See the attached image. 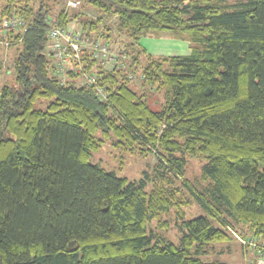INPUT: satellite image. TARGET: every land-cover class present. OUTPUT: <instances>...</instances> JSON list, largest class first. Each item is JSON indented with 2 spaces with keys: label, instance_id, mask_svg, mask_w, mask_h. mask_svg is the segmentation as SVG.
I'll use <instances>...</instances> for the list:
<instances>
[{
  "label": "trees",
  "instance_id": "obj_1",
  "mask_svg": "<svg viewBox=\"0 0 264 264\" xmlns=\"http://www.w3.org/2000/svg\"><path fill=\"white\" fill-rule=\"evenodd\" d=\"M56 1L0 0V16L27 27L1 36L23 37L6 51L18 49L14 83L0 87V264H226L201 257L234 236L248 264H264V0H85L139 50L81 86L51 73L48 30L77 17L106 36L70 6L52 17ZM161 33L189 52L141 65L142 38ZM138 71L162 101L131 87ZM106 141L152 155L157 174L129 180L89 163ZM188 159L206 161L191 182ZM192 203L204 214L186 218ZM172 214L177 244L164 233Z\"/></svg>",
  "mask_w": 264,
  "mask_h": 264
},
{
  "label": "rangeland",
  "instance_id": "obj_2",
  "mask_svg": "<svg viewBox=\"0 0 264 264\" xmlns=\"http://www.w3.org/2000/svg\"><path fill=\"white\" fill-rule=\"evenodd\" d=\"M38 0H35V2ZM70 1L72 4L70 5V9L67 11L71 16L74 14H82L90 17L91 19L100 18V22L98 25V33H102L106 36V42L108 43V47L113 50H118L121 48H127L129 54L135 55L139 50L138 47L130 48L128 43V37L126 33L119 28L118 19L116 16L108 17L100 13L96 8L88 5L85 0H57L54 2L53 10L51 12V16L54 17L55 14L62 9H66L67 2ZM52 1L49 3L51 4ZM69 3V2H68ZM75 3V4H73ZM53 14V15H52ZM50 17V18H52ZM68 27L70 28H78L79 20L77 17H70ZM47 44V43H46ZM141 48H145L146 54H142L140 56V64L143 65L147 61L148 54H152L154 56L159 55H171V54H185L189 52V45L187 42L174 40L169 34L161 33L156 36L154 34H148L144 36L141 40L140 44ZM13 49V48H11ZM47 48L45 49V51ZM18 52V49L16 50ZM15 50H11L7 55L6 52L3 51V48L0 47V75L4 76V83L13 84L14 83V73L12 72V62L11 60L16 55ZM47 53V52H46ZM110 55H115L113 51H110ZM97 63L94 61L92 67H97ZM100 70V69H99ZM137 75H133L130 78L131 87L140 94H153L151 90L142 85V77L140 75V71ZM63 82H67L66 79ZM158 100L162 101L161 94H153ZM89 163L97 164L106 170L113 171L117 176L126 177L129 180H137L143 175V171H147L152 178L156 175L155 170V158L151 156H140L138 154H130L128 152L119 151L114 149L110 145V141L103 142L101 147L94 151L90 158ZM206 163L205 160L200 159H188L184 176L189 179V182L193 180V178L199 174L201 167ZM168 175V174H166ZM179 184V183H177ZM152 184H148L147 191L151 188ZM185 195L187 196L185 191ZM184 211L186 212V218H190L197 215H203V210L198 207L195 203L191 205L184 206ZM170 220V226L167 230H165V234L167 237L174 243L179 242L180 232L175 227L174 223L171 221V218L174 219V214L169 217L162 216V219ZM156 225V220L148 223V229L154 228ZM207 253L203 255V259L208 260H218L221 262H225L226 264H248L247 259H249V255H244L242 251V243L238 238L234 236L229 242H219L210 244L206 247ZM245 257L247 259H245ZM253 259L252 256H250Z\"/></svg>",
  "mask_w": 264,
  "mask_h": 264
},
{
  "label": "built area",
  "instance_id": "obj_3",
  "mask_svg": "<svg viewBox=\"0 0 264 264\" xmlns=\"http://www.w3.org/2000/svg\"><path fill=\"white\" fill-rule=\"evenodd\" d=\"M69 2V3H68ZM67 2V6L72 3ZM75 4V3H73ZM27 30L25 23L20 17L0 16V47L6 52L11 46L22 40V35L15 40L2 39V35H6L9 31L24 32ZM47 41V56L50 57L51 66L53 67L54 75L58 76L61 81H69L70 76H75V86L81 85H96L99 78L97 72L106 71L115 65L128 67L129 55L124 47L118 50H113L115 54L110 55V48L106 39L97 36L96 32L90 31L89 27L81 28H63L50 26L48 30ZM89 55L88 60L84 59V55ZM94 60L98 68L93 67L90 72L85 71L88 67V62ZM129 74V78H131ZM96 91L99 98L105 99L107 94L101 87L96 86ZM263 262V261H262Z\"/></svg>",
  "mask_w": 264,
  "mask_h": 264
},
{
  "label": "crops",
  "instance_id": "obj_4",
  "mask_svg": "<svg viewBox=\"0 0 264 264\" xmlns=\"http://www.w3.org/2000/svg\"><path fill=\"white\" fill-rule=\"evenodd\" d=\"M11 50L13 51L14 50V48L13 49H10L9 51H8V53H7V55L9 54V52H11ZM1 74V73H0ZM4 78V76L3 75H0V87L4 84V82H3V79Z\"/></svg>",
  "mask_w": 264,
  "mask_h": 264
}]
</instances>
